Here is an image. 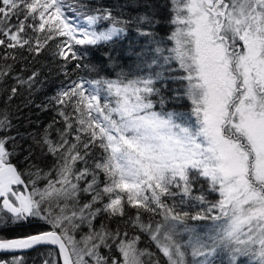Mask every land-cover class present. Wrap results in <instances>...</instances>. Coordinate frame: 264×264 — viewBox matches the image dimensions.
<instances>
[{"label":"snow or ice","instance_id":"snow-or-ice-1","mask_svg":"<svg viewBox=\"0 0 264 264\" xmlns=\"http://www.w3.org/2000/svg\"><path fill=\"white\" fill-rule=\"evenodd\" d=\"M169 3L165 38L149 12L0 0V264L39 248L42 264H264V0ZM133 24L134 67L111 51L107 66L84 63ZM44 52L67 83L37 105L52 120L20 132L12 101L43 86L44 65L28 61Z\"/></svg>","mask_w":264,"mask_h":264},{"label":"trees","instance_id":"trees-1","mask_svg":"<svg viewBox=\"0 0 264 264\" xmlns=\"http://www.w3.org/2000/svg\"><path fill=\"white\" fill-rule=\"evenodd\" d=\"M66 2L74 3L75 0H66ZM83 3L88 7L80 9L81 12L88 13L90 9L95 8H111L115 15H122L125 19H131L135 17L138 13L149 12L153 15L159 23L155 26V32L158 34V37H165L172 30L168 21L171 17V12L169 11L170 3L169 0H83ZM71 15V13H69ZM40 35V34H37ZM144 43V38L138 37L135 31V24L129 27V32L126 38L121 40L118 44L112 46L111 48H90L88 51V55L84 60V63H93L97 65H105L107 66V60L105 58V52L111 51L112 58L117 62L121 63L125 66V68L134 67L133 59L131 57L130 49L133 47H138L139 45ZM2 52V49H0ZM25 55H28L25 53ZM49 54L44 52L39 57V62H34L31 58H29L28 63L32 65L35 63L36 67H41L43 64V75L41 77L44 80L43 86L40 87L39 91H36L32 96H29L27 92H23L22 95L18 96L12 101V105L10 108V112L13 114V123L18 125V130L20 132H32V131H40L43 129L51 120L54 115L51 109L45 111L42 110L37 105H43L48 103V98L55 94L57 88L60 87L61 82L67 83L64 80L63 75H58L55 64L49 65ZM3 63V61H0ZM11 63V61H9ZM49 66L52 68V74L49 73ZM21 68V64H17L15 66V72H19ZM106 70L109 71L111 75L110 68L106 67ZM81 75L88 76L92 78L95 74H90L86 70L80 73ZM24 75H28V73H24ZM47 77L45 80L44 78ZM13 83L9 81V84ZM170 87H176L175 85H171ZM32 102L28 104V101ZM28 105L25 107V105ZM4 106V96L0 95V107ZM20 106V111L17 112L16 108ZM173 105H169L172 107ZM181 109L187 111L189 108V102L184 100L181 104ZM15 117H19L16 119ZM16 129L13 130L15 132ZM53 138H55V134H53ZM28 143L31 141H27L24 143V147L26 148ZM17 157L13 160V163L17 164V166L23 170L27 167V164L24 161V155ZM33 161L40 165L41 168L47 170L52 164L53 160L51 157H45L39 148L36 149L35 155L33 157ZM79 167V165H77ZM27 180L28 177H25ZM199 187V186H197ZM206 187V186H205ZM214 197H209V199H213ZM99 225L100 220L98 219L95 222ZM40 230V225H23L21 227L16 228L14 231H10L5 233L8 236H18L25 235L28 233H32ZM87 231V229H85ZM131 233V229L129 230ZM140 247H149L152 251H155L154 246L150 244L147 240V237H142ZM44 253L46 255L47 250L45 248H39L34 251H28L25 253L27 264H42V260L45 258V255H41Z\"/></svg>","mask_w":264,"mask_h":264}]
</instances>
